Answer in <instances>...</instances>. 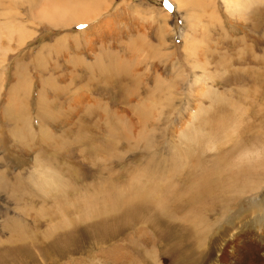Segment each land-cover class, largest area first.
Listing matches in <instances>:
<instances>
[{
	"label": "rangeland",
	"instance_id": "374dc122",
	"mask_svg": "<svg viewBox=\"0 0 264 264\" xmlns=\"http://www.w3.org/2000/svg\"><path fill=\"white\" fill-rule=\"evenodd\" d=\"M69 2L0 0V264H264V0Z\"/></svg>",
	"mask_w": 264,
	"mask_h": 264
},
{
	"label": "bare ground",
	"instance_id": "6f19581e",
	"mask_svg": "<svg viewBox=\"0 0 264 264\" xmlns=\"http://www.w3.org/2000/svg\"><path fill=\"white\" fill-rule=\"evenodd\" d=\"M193 2V0H190V2ZM175 2V1H174ZM177 2V1H176ZM189 2V0H188V3H190ZM197 2V1H196ZM53 3L56 5V7H61V9H64V8H71V6H70V2H69V0H53ZM177 4H179V3H177ZM180 7H182V5L181 6H179V8ZM184 7V6H183ZM73 8H78V9H81V10H83L84 9V5H83V3H79L76 7H73ZM55 10H57V9H55ZM52 11V10H51ZM51 11H49V12H51ZM62 11V10H61ZM71 11V10H70ZM49 12H48V14H49ZM59 12V11H58ZM65 12V11H64ZM55 13V11L52 13V15ZM61 12H59V14H60ZM51 14V13H50ZM57 14V13H56ZM76 15H78V11H76V12H74V14H71V16H76ZM62 16V15H61ZM68 20V19H67ZM69 21V20H68ZM67 26V25H66Z\"/></svg>",
	"mask_w": 264,
	"mask_h": 264
},
{
	"label": "snow or ice",
	"instance_id": "6c2138e0",
	"mask_svg": "<svg viewBox=\"0 0 264 264\" xmlns=\"http://www.w3.org/2000/svg\"><path fill=\"white\" fill-rule=\"evenodd\" d=\"M165 7L169 8V9L171 8V5L167 3V0H165Z\"/></svg>",
	"mask_w": 264,
	"mask_h": 264
}]
</instances>
